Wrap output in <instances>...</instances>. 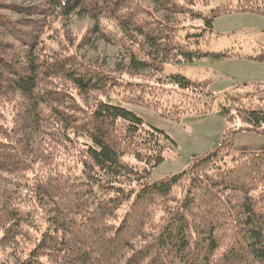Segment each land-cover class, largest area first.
<instances>
[{
    "label": "trees",
    "instance_id": "1",
    "mask_svg": "<svg viewBox=\"0 0 264 264\" xmlns=\"http://www.w3.org/2000/svg\"><path fill=\"white\" fill-rule=\"evenodd\" d=\"M18 1L0 0V103L15 110L12 127L0 125V264H264V151L233 154L229 142L150 182L176 142L112 97L135 90L126 102L157 109L144 93L177 91L162 109L173 120L217 115L249 125L234 132L260 131L258 92L219 98L208 81L165 72L243 56L209 50L214 20L264 14L260 0ZM74 17L94 22L85 37L52 45L48 30ZM98 40L116 45L113 61L86 59ZM56 146L74 168L27 180L34 165L49 171Z\"/></svg>",
    "mask_w": 264,
    "mask_h": 264
},
{
    "label": "rangeland",
    "instance_id": "2",
    "mask_svg": "<svg viewBox=\"0 0 264 264\" xmlns=\"http://www.w3.org/2000/svg\"><path fill=\"white\" fill-rule=\"evenodd\" d=\"M25 2L24 0L18 1L19 4H25ZM32 2L35 4L39 0L28 1L29 4ZM237 2L238 0H211L209 8L223 4L233 6ZM260 3L264 6V0H260ZM14 16L20 17V15ZM93 23L88 17H74L70 26L65 30L57 23L48 30L47 34L48 36L55 34V41H52L51 44H58L62 47L69 43L66 39V33H68L69 40L73 42L70 44L71 48L73 44H78L83 36L85 37L87 30L92 27ZM115 47L116 45H109L98 40L92 46H87L83 52L86 54L87 60L90 58L101 63L100 58L103 55L109 56V61H113L112 59L119 51ZM209 50L212 52L231 50L243 56L204 57L195 63L167 65L165 72L182 74L197 81H208V87L219 98L227 92L238 91L240 93L258 92L257 97L264 99V60H255L249 57V55L262 54L264 50V14L240 11L217 16L210 35ZM108 63L110 64V62ZM134 93L137 92L130 89L122 90L113 93L112 97L120 100L126 108L141 117L146 125L163 130L176 142V145L171 143L173 146L164 153L166 159L153 169L149 178L150 182L183 171L194 158L229 142H232L233 154L243 151H264V125L260 131L245 129L234 132L236 129L249 125L240 118L231 122L217 115H209L195 120L189 119L185 115L180 121H177L165 116L162 112L163 108L166 110L172 108L171 101L177 100V91L166 93L164 96H154V93L148 96L147 93H144L145 98L158 106L157 109L129 104L124 100L125 96ZM14 115L15 110L11 104L0 103V125L11 128ZM68 136L70 135L68 134ZM56 147L59 151L55 155V159L48 162L49 171L45 172L38 165H34L27 174V180L32 182L36 174H49L55 167L65 170L74 168V161L69 159L71 150L67 151L59 148V146ZM24 195L29 196L30 194L24 192ZM24 200L28 201V197H24Z\"/></svg>",
    "mask_w": 264,
    "mask_h": 264
}]
</instances>
